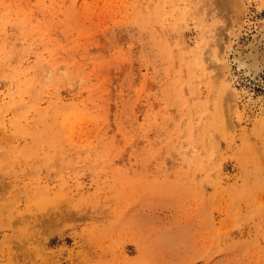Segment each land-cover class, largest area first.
I'll return each instance as SVG.
<instances>
[{
	"label": "rangeland",
	"instance_id": "374dc122",
	"mask_svg": "<svg viewBox=\"0 0 264 264\" xmlns=\"http://www.w3.org/2000/svg\"><path fill=\"white\" fill-rule=\"evenodd\" d=\"M0 264H264V0H0Z\"/></svg>",
	"mask_w": 264,
	"mask_h": 264
},
{
	"label": "bare ground",
	"instance_id": "6f19581e",
	"mask_svg": "<svg viewBox=\"0 0 264 264\" xmlns=\"http://www.w3.org/2000/svg\"><path fill=\"white\" fill-rule=\"evenodd\" d=\"M239 66L245 69L246 71L255 70L256 72L259 69V65L261 64V58L257 54H254L253 52H250L249 54L243 56L242 54H239Z\"/></svg>",
	"mask_w": 264,
	"mask_h": 264
}]
</instances>
